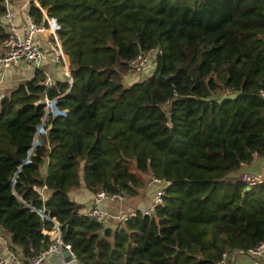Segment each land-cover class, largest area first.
<instances>
[{
	"label": "trees",
	"instance_id": "trees-1",
	"mask_svg": "<svg viewBox=\"0 0 264 264\" xmlns=\"http://www.w3.org/2000/svg\"><path fill=\"white\" fill-rule=\"evenodd\" d=\"M37 2L28 14L57 19L73 83L46 90L38 71L0 101L10 250L35 257L55 223L79 264H216L263 244L264 182L247 191L240 171L264 160V0ZM156 50L150 78L125 86L129 64ZM44 94L66 113L43 124ZM149 179L163 182L161 204L122 223L97 224L70 197L83 185L137 197Z\"/></svg>",
	"mask_w": 264,
	"mask_h": 264
},
{
	"label": "built area",
	"instance_id": "built-area-1",
	"mask_svg": "<svg viewBox=\"0 0 264 264\" xmlns=\"http://www.w3.org/2000/svg\"><path fill=\"white\" fill-rule=\"evenodd\" d=\"M32 3L39 7L37 0H31ZM8 6V0L6 1V7ZM44 21L40 24L34 22L33 18L28 14L26 15V21L20 26L14 24L12 15L7 9V13L4 16L6 22L7 31L6 38L1 42L0 47V69L3 71L18 65L21 62H25L33 66L36 71L42 72V64L45 59V54L42 48L35 43V36L39 33H47L49 36L48 49L50 51V61L54 64L59 65L65 70V80L67 81L69 88L72 86L73 78L68 68V63L65 54L62 49L61 42L58 34L60 32V25L54 17H48L45 10H42ZM161 50L149 51L147 53H141L129 64V74L142 73L147 69L152 68L155 70V58L160 55ZM154 65V66H153ZM46 76V75H45ZM46 90L54 87L56 81L50 77H46V80L42 83ZM260 96L264 99V93ZM4 97L2 91H0V101ZM44 105L45 116L43 118V124L48 120L50 115L58 116L64 115L66 111H59L56 107V98L49 99L46 94L42 96L40 101ZM41 130V127L39 131ZM241 180L248 186L252 187L262 183V179L258 176L244 173L241 176ZM151 183L161 185L162 181L157 179H151ZM170 184L166 182V187ZM46 187H36L35 190L42 195ZM165 193V188L158 189L155 193L153 202L137 211L121 214L111 212L110 210L102 208L104 204L121 203L126 200L125 195L121 194H108L106 192H99L94 195L93 202L87 213L85 214L91 221L97 224L111 225L114 222H125L128 218L135 216L137 212L141 215H152L156 208L161 204L162 197ZM42 197V196H41ZM42 215V213H41ZM45 235H52L51 239L54 242L44 250H41L35 257L31 259H24L21 255L10 251L7 257L0 256V264H44L47 257L52 253H59L63 248L70 251V255L73 261L78 263L75 255L72 253L69 245H63L61 241L60 227L55 223L54 228L51 232L43 231ZM54 234V235H53ZM247 254L251 257H258L264 253V243L253 250L248 252L237 251L235 254ZM229 256L223 255L222 260L216 264H224L229 260ZM79 264V263H78Z\"/></svg>",
	"mask_w": 264,
	"mask_h": 264
},
{
	"label": "crops",
	"instance_id": "crops-1",
	"mask_svg": "<svg viewBox=\"0 0 264 264\" xmlns=\"http://www.w3.org/2000/svg\"><path fill=\"white\" fill-rule=\"evenodd\" d=\"M31 0H8L7 9L12 15V20L15 25L20 26L26 21V15H28L29 5ZM44 19V18H43ZM7 31V27L5 28V32ZM35 43H37L43 50L45 54V59L42 64V72L46 75V77H50L51 79L58 81L65 80V70L61 68L59 65L54 64L50 61V51L48 49L49 36L47 33H39L35 36ZM2 48L0 47V50ZM154 71V69H153ZM36 69L28 63L21 62L16 66H13L5 71L0 69V91H2L4 96L9 95L12 91L17 89L18 87L25 85L26 83L34 80L36 73ZM146 80V79H145ZM143 80V81H145ZM241 175L244 173L258 176L264 182V160L256 159L250 165H243L241 167ZM156 193L155 184L151 183V179L148 181V186L143 189L137 197L129 198L127 197L124 202L121 203H113V204H104L102 208L110 210L111 212L128 214L134 211L139 210L140 208L146 207L150 205ZM42 201H47L50 196V193L47 191H43L41 195ZM71 199L83 205L82 214H86L93 202V194L85 189L84 185L75 191L70 193ZM54 235V234H53ZM52 237V235H50ZM11 247L10 238L4 236L0 233V256L7 257ZM246 258L245 262L247 264H251L248 262V258L252 261V264H264V253L258 257H251L247 254H233L229 260L224 264H238L243 260L242 256ZM44 264H65L63 257L59 253L50 254L45 260Z\"/></svg>",
	"mask_w": 264,
	"mask_h": 264
},
{
	"label": "rangeland",
	"instance_id": "rangeland-1",
	"mask_svg": "<svg viewBox=\"0 0 264 264\" xmlns=\"http://www.w3.org/2000/svg\"><path fill=\"white\" fill-rule=\"evenodd\" d=\"M152 72H153V69L149 68L147 69V71H144L142 73L136 72V74H128L127 76H125V79H124L125 86H131L132 84L142 82L143 80L150 78V76L152 75ZM242 258L243 260L239 262L238 264H247V262H245L246 258H244V256H242ZM248 262L252 264V261L249 258H248Z\"/></svg>",
	"mask_w": 264,
	"mask_h": 264
},
{
	"label": "water",
	"instance_id": "water-1",
	"mask_svg": "<svg viewBox=\"0 0 264 264\" xmlns=\"http://www.w3.org/2000/svg\"><path fill=\"white\" fill-rule=\"evenodd\" d=\"M250 190V187H247V191ZM235 254V252H234ZM61 255L63 257L64 263L65 264H78L76 261H73L70 255V251L67 249L63 248L61 251Z\"/></svg>",
	"mask_w": 264,
	"mask_h": 264
}]
</instances>
